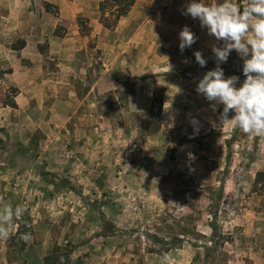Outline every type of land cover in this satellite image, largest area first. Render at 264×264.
Here are the masks:
<instances>
[{"label": "rangeland", "instance_id": "1", "mask_svg": "<svg viewBox=\"0 0 264 264\" xmlns=\"http://www.w3.org/2000/svg\"><path fill=\"white\" fill-rule=\"evenodd\" d=\"M103 2L13 0L6 35L1 8L0 210L22 205L27 227L0 239V264H45L56 246L73 264H264V137L196 91L222 42L182 14L190 0H135L112 30ZM243 65L233 50L220 67L240 87Z\"/></svg>", "mask_w": 264, "mask_h": 264}, {"label": "clouds", "instance_id": "2", "mask_svg": "<svg viewBox=\"0 0 264 264\" xmlns=\"http://www.w3.org/2000/svg\"><path fill=\"white\" fill-rule=\"evenodd\" d=\"M182 14L199 19L201 27L222 42L212 49L217 59L216 68L199 80L196 91L207 101L215 102L214 110L216 105H223L222 124L234 121L244 133L264 137V0H247L243 4L237 0H190ZM179 38L182 52L197 40L188 26L182 29ZM233 50L244 61L246 79L240 87H237L239 77H226L220 67ZM194 55L201 67L206 66L207 60L200 51ZM230 112L235 113L231 119ZM24 213L22 205L15 208L5 205L0 210V239L15 232V222L21 220ZM22 238L28 239V236L25 234Z\"/></svg>", "mask_w": 264, "mask_h": 264}, {"label": "trees", "instance_id": "3", "mask_svg": "<svg viewBox=\"0 0 264 264\" xmlns=\"http://www.w3.org/2000/svg\"><path fill=\"white\" fill-rule=\"evenodd\" d=\"M135 4V0H108L100 4V22L102 25L108 29H115L119 21L126 17ZM110 6L114 11L107 15V8L105 6ZM113 17V18H111ZM87 20L84 18L78 19V24L82 29L85 36L90 35V29L86 26ZM163 93H155V98L149 112L146 114L147 124H145L144 130L147 131L149 135H153L159 132L162 125V113H163ZM2 143V140H0ZM261 183H264V172L257 173L255 180V187L257 188ZM260 191V190H259ZM19 224V231L22 233L26 229V225L21 222ZM29 230H26L28 232ZM25 232V233H26ZM72 251L68 248H62L56 246L53 252L45 258V264H73L70 256Z\"/></svg>", "mask_w": 264, "mask_h": 264}, {"label": "crops", "instance_id": "4", "mask_svg": "<svg viewBox=\"0 0 264 264\" xmlns=\"http://www.w3.org/2000/svg\"><path fill=\"white\" fill-rule=\"evenodd\" d=\"M101 1V0H99ZM104 1H108V0H104ZM12 4H13V0H0V12L2 7H5V11H4V16H5V20L2 22L1 25H4V35H6L7 33V28L8 25H10L12 23V20L9 19L8 17H12ZM3 9V8H2ZM1 15V13H0ZM2 40V35H0V41Z\"/></svg>", "mask_w": 264, "mask_h": 264}]
</instances>
